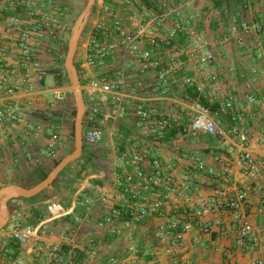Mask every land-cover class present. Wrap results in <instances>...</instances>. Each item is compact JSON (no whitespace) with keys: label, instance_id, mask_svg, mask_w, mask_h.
<instances>
[{"label":"built area","instance_id":"obj_1","mask_svg":"<svg viewBox=\"0 0 264 264\" xmlns=\"http://www.w3.org/2000/svg\"><path fill=\"white\" fill-rule=\"evenodd\" d=\"M101 8L97 10V18L88 30V39L85 43V54L83 58L84 68L86 69L87 81L82 86V93L86 96L87 104L95 111V104H102L103 117L100 128L87 130L84 137L86 143L93 145L104 140L103 126L110 118L122 116L125 113L121 106L122 92L127 87L133 85L124 78L115 80L103 76L97 78L89 71V67L99 66L106 63L105 57L111 56L113 50L125 51L128 56L134 59L139 73H154L160 82L166 81L169 77L170 66L163 61L162 52L169 49L170 41L178 36V32L184 29L186 34L193 35V31L185 28L186 22L182 14L184 0H177L178 7L172 9L170 0H100ZM33 0H0V14L5 9L15 11L17 7L30 8ZM103 15L101 16V14ZM173 13L175 24L169 26V16ZM28 14H32L28 12ZM188 22V21H187ZM231 22H237V17L232 15ZM6 23L15 29H20L24 23L15 13L6 16ZM253 31L260 34L264 31V21L252 24ZM186 29V30H185ZM242 34L249 32L248 22H240ZM28 35L23 32L21 40H26ZM145 40V41H143ZM22 55H28L29 48L25 42L20 41ZM254 53L261 57L264 56L262 48H257ZM28 57V56H27ZM214 59L210 50L206 51L199 59L200 65H207ZM5 57L0 52V161L3 138L8 134L15 123L20 122L26 116L28 109L27 100L20 101L14 95L21 90H32L42 83L46 75L44 69L40 68L37 61L31 63L35 74L26 73L21 76L12 77L7 75ZM255 71V70H253ZM206 81L210 83L212 89L210 94H204L210 103L217 101L218 109L211 111L208 107L201 105L198 101L191 102L192 115L190 120L182 126V132L192 139L199 133H206L216 138L222 144H226L231 137H236L244 147L240 148L238 154V166L242 169L243 175L257 179L258 171L255 167L252 151L248 147L250 141L248 130L244 126L245 114L239 109L240 97L232 96L227 99L221 98V86L215 74H208ZM192 85L190 80H187ZM198 92L202 88L197 85ZM66 89L54 87L50 90L54 99H61L65 95ZM107 95H111L108 102ZM247 104L258 105L259 109L264 110V93L261 91L249 90L244 96ZM227 114L229 126L225 130L218 122L219 115ZM133 116L143 126V134L148 136L152 142L161 141L166 134L175 127L178 119L166 115H156L141 106L133 108ZM57 135L50 134L46 140L47 154L54 156ZM258 143L264 147V135L258 139ZM149 148H143L139 141L114 156L115 166L125 168L122 173L115 175L114 180V199L107 198V193L100 194L103 202L110 203L107 208H102V214L95 227L97 230H107L109 233L121 238L124 235L125 249H119L115 254L109 255V264H179V252L185 245L184 235L197 229L198 234L210 233L213 224L209 220H204L197 216L196 208L201 207L204 212H217L225 210L229 212L231 222L236 226L235 243L243 252H264V241L260 240L253 224L249 222L242 210L246 206V192L243 189L219 188L215 195H210L204 199L189 205L187 210L165 212V199L161 198L158 188L162 180L172 184L173 195L176 199L188 201L187 191L193 187L192 178L189 173H182L180 181L175 182L168 175L166 167L161 160L152 158L150 162L145 160L143 153H147ZM189 162L199 171H206L214 174L212 168H207L205 160L199 152L183 154L179 160ZM219 159V158H218ZM112 162V163H113ZM262 196L260 199L259 211H264V188H261ZM97 200V201H98ZM84 201L89 202L85 199ZM74 200L70 211L75 205ZM84 205L82 201L80 203ZM178 209V207L176 208ZM164 210V211H163ZM90 208L86 207L85 215H88ZM163 217L164 220L156 225L152 234L156 248L138 250L136 243L131 239L132 235L138 231L145 230L144 224L148 219ZM76 221H81L80 217L74 215ZM218 223V222H217ZM40 222L36 225H22L21 220L16 218L12 228L0 240V264H22L24 261L21 256L12 257L8 254L6 246L10 238L17 239L20 245V253L23 250L27 255L33 254L36 257H44L50 264H73L71 261L74 248H78L86 255L90 250L85 246L74 243L71 234L59 233L43 235L44 228ZM73 229V228H72ZM150 231V230H149ZM148 231V232H149ZM223 235L225 231L221 232ZM90 234L89 230L85 232ZM9 237V238H7ZM130 237V239H129ZM94 238H87L84 244H94ZM63 245L69 247L68 252L63 251ZM151 255L147 259L145 256ZM5 258L7 260L5 261ZM37 260V258H35ZM251 264H264V259L258 255L253 258Z\"/></svg>","mask_w":264,"mask_h":264},{"label":"rangeland","instance_id":"obj_2","mask_svg":"<svg viewBox=\"0 0 264 264\" xmlns=\"http://www.w3.org/2000/svg\"><path fill=\"white\" fill-rule=\"evenodd\" d=\"M169 2L172 9L178 7L176 4L177 0H170ZM85 3L86 0H33V4L30 8L20 7L22 8L21 15H24V18L20 16V19L26 20L20 25V29H15L10 26L19 32L18 39L15 41L17 47L13 45L19 51L18 53L13 52L11 55L9 53L6 54L9 60L13 61V63H9V66H12L11 64H19L21 61L25 62L27 65L37 61L40 64V68L45 70L46 76H51V79H47L45 87H61L66 89V91L61 99H54L49 92L43 94L46 98V100L44 99V104H33V108H31L30 112L26 114V117L23 118L22 126L19 129L13 128L12 132L3 138V145L4 142L8 140L9 145L8 143L7 145L9 148L3 149L2 147L1 149L0 187L10 183L25 187L34 185V181L38 179L40 171L48 173L53 167L54 161H59L63 156L73 150L74 135L72 132L74 115L71 114V111L73 109L75 110L73 93L70 84L55 86V78L50 72L56 70L57 67L63 68L71 27ZM220 3V7H216L213 0H184V4L181 8L183 18L186 21L184 25L185 28H189L194 33L193 35L186 34L184 29L178 32V36L170 41V50L168 52L170 55L166 61L170 66V79L185 75L182 79V82L185 84L184 86L189 85L187 80H190L192 85H199L202 91L206 89L205 92H207V94H210L212 89L210 83L206 81V77L208 74H217L211 71L214 67L212 66L213 63L216 62L215 66L217 65L218 69L221 67L225 68L223 65L227 62L232 64L233 67L236 65V60H233V63L229 60L231 48L236 49L241 54L240 56L244 57V60L242 61L241 59L239 65L242 69L246 84H250L251 80L250 78L249 80L246 78V73L252 71H249V68L255 66L256 63L261 64L264 61V56L259 57L254 53V50L257 48H262L264 51V31L257 34L252 29V24L264 21V0H220ZM101 7V1L96 0L87 20V25L82 30L79 38L74 55L75 63L83 64L85 54L84 46L88 39V30L95 20L100 18H97V10ZM17 8L15 12H18ZM6 12H9V10L5 9L1 12L0 18H6ZM28 12L32 14H28ZM15 15L19 14L15 13ZM102 15L103 13L101 16ZM232 15L237 17V22L234 24L231 22ZM169 19L170 21L168 24L172 27V25L175 24L173 13H171ZM242 20L248 22L250 33L242 34L240 31V22ZM23 32H26L28 35L26 40H21ZM38 33L39 35H37ZM255 36L258 39L253 38ZM248 37L251 38H249V40L254 45L251 51L246 48ZM20 41L27 44L29 48L28 55H22ZM5 49V43H3L0 38L1 54L4 55ZM208 50L212 52L214 59L207 65H200V57ZM110 54L120 55V64L124 65V71L111 70L110 67H104L105 64L94 67L90 66L88 68L89 71L95 76H106L113 80L123 77H125L124 79H130L133 66H135V71L138 72L136 62L133 58L128 56L125 51L113 50ZM9 66H4V69L11 70L12 68ZM106 70L110 73L107 74ZM198 70L202 71L201 80L203 84L197 82V79L194 77L196 76L198 78L199 75H196L200 73ZM85 71L86 69L84 68V73H82L83 78H87ZM179 71H182L183 74L179 75ZM13 74L19 75L15 72ZM138 74L142 75L143 73L138 72ZM257 74L258 77L264 76H261L260 72ZM237 76V73H234L232 80H237ZM254 76L255 75H253V77ZM139 78L141 79L143 77ZM217 78L224 80L225 76L219 74ZM128 82L132 84L130 81ZM205 83H208L209 86H207L208 84L205 85ZM242 85L244 86V84ZM245 87L247 88V86ZM127 89L129 92H133L134 90L132 87H127ZM226 91L227 88L221 87L220 96L222 99L226 94L232 95L234 92L231 90L229 93H226ZM82 95L85 102H87L86 96H84L83 93ZM227 98L229 97L226 96L224 99ZM122 107L125 113L122 116L110 118L106 125L103 126L104 140L98 144L91 145L94 154H101L97 156L99 157L98 159L94 160L97 169L96 173L86 164L83 178L80 180L76 178L75 175L81 161L74 162L68 166L63 175L58 177L54 188L52 186L51 189L45 190L31 200L22 198L10 200L8 202L9 219L0 231V240L5 238L4 236L8 234L16 218L21 220L22 225H29L28 222L33 220L35 212L38 211L43 217V219L37 223L43 222L42 225L44 228L40 229L43 231V235L41 236L64 232L67 233V235H72L71 237L74 238L75 244L85 246V249L90 250V254L82 260L81 264H107L101 260V256L110 254V252L106 250L107 247L105 244H109L113 247L118 246L120 248L121 244L125 245L123 234L121 238H117L107 230L100 231L95 227V224L103 213L101 211L102 208L105 209L110 205V203H108L109 199L107 202L98 200L100 194L107 193V198L111 200L114 199L113 186L115 175L128 169L127 167L122 168L115 166V160L113 162V158L121 152L118 147L122 146L123 150L129 149L136 141H139L143 148H149L147 153H143L145 160L148 162H150L152 158L161 160L163 156L158 154L156 150L150 149L149 144L152 141L148 136L142 134V127H139L140 131H138V128L135 126L136 117L131 113L133 108L126 109V106ZM225 121L226 120L222 118V114L219 115L218 122L221 126L225 125ZM120 124L123 126L122 129L119 128ZM123 130H127V132L125 133ZM139 133L141 135H139ZM50 134L57 135V141L54 144V156L47 154L48 145L46 144V140ZM187 136L184 137L183 135L182 139H186V143L190 146L192 145L190 148H187L189 150L193 148V143L187 139ZM188 153L189 152L186 154ZM105 155L107 156L104 157ZM176 155H179V153ZM92 179H98L102 184V188L99 189L100 187L93 185L91 182ZM71 188H75L76 190L71 192ZM77 196H82L84 202L82 206H88L90 211L88 215H85L86 209L82 213L79 212L75 214V216L81 218L79 222L72 217L68 221H65L63 216L68 214L74 200L78 198ZM85 199L89 200V202L84 201ZM69 203L70 207L66 209L65 207ZM104 205L107 206L103 207ZM87 230L90 232L89 235H85ZM152 234V231L145 232V230H143L132 235L131 239H133L136 244H139V246L141 245L140 247L143 245V250L152 249V252H154L157 246L151 242L153 241ZM87 238H94L95 244L88 246L84 244ZM143 242H145V244H143ZM118 247L117 250L119 249ZM116 251H113V253ZM18 256L22 257L24 261L22 264H50L44 257L40 255L36 257L33 254L27 255L23 250L21 253L19 251ZM0 257H2L1 254ZM35 258H37V260ZM6 260L7 258H5V261Z\"/></svg>","mask_w":264,"mask_h":264},{"label":"crops","instance_id":"obj_3","mask_svg":"<svg viewBox=\"0 0 264 264\" xmlns=\"http://www.w3.org/2000/svg\"><path fill=\"white\" fill-rule=\"evenodd\" d=\"M17 9L18 12L9 11L5 14L9 16L11 13H18L19 15L17 16H22V8L19 7ZM22 17L24 18V15ZM18 34L19 32L6 24L5 17L0 18V38L2 39V42L5 43L6 47V51L4 52L5 66H9V63L11 62L13 63L12 60H9V57L6 56V54L9 53L11 55L13 52L18 53L19 51L14 47H17L15 41L18 39ZM37 35H39V33ZM249 38L250 37L247 39L248 41L246 40V48L247 50L251 51L254 45L252 42H250ZM253 38L258 39L256 36ZM169 50L170 49H167L161 54L164 62L167 61V58L170 55L168 53ZM230 55L231 56L229 60L231 62L233 60L237 61L234 67L232 64H229V62L226 63L225 61L226 64L223 65L225 68L221 67L218 69L217 65L215 66L216 62H214L212 65L214 67L211 71L217 73L218 75L220 74L225 76L224 80L219 78L217 79L222 88H227L226 93H229L231 90L234 91L232 95L226 94L227 97H240L241 104L239 105V109L245 114L244 126L248 130L250 138L248 147L252 151L255 162L254 164L258 171L257 179L244 176L242 169L238 166L237 159L239 150L244 146L240 144L236 137H231L226 144H222L212 136H210L209 141L203 139L202 136L208 135L206 133L201 132L195 139H192L191 137L187 136V134L182 132V126H184L190 120L191 115L193 114L190 107L191 102L194 101L183 98L185 96V84L182 82V79L185 77V75L171 79L168 77L166 81L160 82L156 79L154 73L151 72L139 75L138 72L135 71V66H133V71L130 73L132 74L131 78L126 80L130 81L132 83L131 85H133L135 82H139V85H134V87H132L134 89L133 92H129L128 89L125 88L121 93L123 96L120 104L124 107L126 106V109L134 108L135 106H143V109L149 110L153 114H163L171 118L178 119V123L174 127L176 129L174 137L169 140L158 141L157 143L150 142L149 144L151 150H156L158 154L163 156L161 157V162L164 167L168 166V168L166 167L167 173L170 175V177L172 176L175 182L180 181L179 177L183 171V173H189L191 176H193V187L187 191V202L176 199L172 191L173 185L162 180V184L158 188V193L161 198L165 199V212L187 210L189 205H192L207 196L215 195V191L219 188L243 189L246 192V206L242 210V213L245 215L246 219L253 224L260 240L264 241V211H259L260 199L262 196L261 188H264V147L258 143V139L264 135V110L259 109L258 105L247 104L244 97L249 90H259L264 93V61L261 64L256 63L255 66H251V68H249V71H255L246 73V78H248V80L249 78L251 79L250 84H246L242 69L239 65L241 59L242 61L244 60V57L240 56L241 54L234 48H231ZM11 65L12 66H9L12 68L11 70H5L9 76L16 77L26 73L31 75L35 74L31 64L27 65L25 62L21 61L19 64ZM81 65L83 66V64ZM104 67H110L111 70L115 71H124L125 69L124 65L120 64L119 54H112L110 60L105 63ZM106 71L107 74L110 73L108 70ZM14 72L19 75H14ZM199 72V74H196L199 75L198 78L196 76L194 77L197 79H195L197 82L202 83V71ZM233 72L237 73L238 75L237 80L235 81L232 80V76L234 75ZM259 72L263 77H258L257 73ZM180 74H183V72L179 71V75ZM253 75L255 76L253 77ZM50 77L51 76L47 77L45 75L42 83L36 86L34 89L21 90L14 95V98L20 101L27 100L28 109L26 110V113L30 112V109L33 108V104H44V99L46 100V98L43 94L46 92L51 93L50 90L54 88L45 87L47 79ZM139 77H143L141 78L142 80ZM207 84L205 83V85ZM242 84H244V86ZM207 86H209V84ZM245 86H247V88ZM205 91L203 89V91L199 93L207 94ZM226 96L223 97V99L226 98ZM107 99L109 102L111 100V95H107ZM131 113L133 115V110ZM222 118L226 120L225 125H222V127L227 130L229 121L223 117V114ZM23 120L15 123V125L11 127L8 134L12 132L13 128L19 129L23 124ZM121 125L122 124L119 126L120 129L123 128ZM135 126L138 128V131H140L141 127L143 128L137 119L135 121ZM123 131L125 133L127 132V130ZM139 135L141 134L139 133ZM183 135L184 137L187 136V139L193 143V148L189 150L187 149L192 145L190 146L188 143H186V139H182ZM7 143L9 145L8 140L4 142V145L2 146L3 149L9 148ZM194 151H197L201 154L202 158L205 160L207 168H212L214 170V174H209L206 171H199L194 166L189 165V162L183 159L179 160V156L186 154L187 152L190 154ZM177 153H179V155H176ZM177 207L178 209H176ZM196 213L198 217L204 220H209L213 224V227L208 234H198L195 227L194 231L187 232L184 235L185 245L178 254L180 260L179 264H251L253 258L258 255L264 259V252H259V254L255 252H243L238 247H236V235L234 232L236 226L230 221L231 218L228 211L220 210L217 212H204L201 207L197 206ZM162 220H164L163 217H154L148 219L144 223L147 226V228H144L145 232H148L149 230L154 232L156 225L160 224ZM222 231H225L226 234L223 235L221 233ZM151 242L155 244L154 241ZM105 245L107 247L106 250L110 252V254L113 253V251H116L118 247H113L109 244ZM120 246L124 247V244H121ZM101 257V260L104 262L106 256L104 255ZM145 257L147 259L152 258L151 255H146Z\"/></svg>","mask_w":264,"mask_h":264},{"label":"trees","instance_id":"obj_4","mask_svg":"<svg viewBox=\"0 0 264 264\" xmlns=\"http://www.w3.org/2000/svg\"><path fill=\"white\" fill-rule=\"evenodd\" d=\"M214 1V5L216 7H220V0H213ZM105 60L108 61L110 60V56H107L105 57ZM60 63V61H59ZM74 65H75V68L77 70V73H78V77H79V82H80V85L83 86L86 81H87V78H83L82 76V73H84V68L83 66L80 64V63H75L74 62ZM50 74H52L55 78V86H63V85H67L69 84V81L67 79V76H66V73L63 71V68L62 67H57L56 70H54L53 72L51 71ZM97 78H101L102 76H96ZM184 97L185 99H191V100H196L198 101L201 105L205 106V107H208L211 111H215L216 109H218L219 107V103L217 101H214L212 103H210L207 99V97L203 94V93H199L198 90L196 89V86L194 85H186L184 87ZM84 99V97H83ZM84 103H85V112H84V115H83V122H82V135L84 136L86 131L87 130H90L92 128H100L102 127L101 125V119L103 117V108H102V104L100 103H96L94 106H95V111H92L91 110V107H88L87 106V102H85V99H84ZM71 114L72 115H75V110L73 109L71 111ZM223 117H225L226 119H228V115L227 114H223ZM175 132H176V129L175 128H172L167 134L166 136L162 139L163 140H169L171 139L172 137H174L175 135ZM73 133V132H72ZM203 139L209 141L210 140V135H204L202 136ZM119 150H123V147H118ZM101 154H94V152L92 151V147L90 144L86 143L85 140H84V137H83V145H82V152H81V155L78 159H76L74 162H79L81 161V164L79 166V169L78 171L76 172V178L78 179H82L83 178V173L85 172V165L88 164L92 171L94 173H96V165H95V162L94 160L95 159H98L99 156ZM107 155H105L104 157H106ZM83 158V159H82ZM58 162V160L54 161L53 163V166L56 165V163ZM72 162V163H74ZM72 163L68 164L66 167L63 168V170L58 174V176L56 177V179L54 180L53 182V188L55 187V183H56V180L58 179V177H60L61 175H63V173L65 172V170L68 168L69 165H71ZM47 172H44V171H40L39 172V177L37 180H35L34 182L37 183L38 181L42 180L43 178H45ZM91 182L93 183V185H95L96 187H100L99 189H101V182L98 180V179H92ZM71 192H74L76 189L75 188H71L70 189ZM45 190H43L42 192H44ZM42 192H40L39 194H41ZM39 194H37L36 196L34 197H37ZM34 197H31V198H26V200H31L33 199ZM78 198L76 199V202H75V205L74 207L72 208V211L71 213L69 214H66L64 215L63 219L65 221H68L71 217L73 218V216L79 212H84L85 209H86V206H82L80 203L83 201V198L82 196H77ZM22 199H25V198H22ZM70 207V203L67 204V206L65 207L66 209ZM43 217L41 214L38 213V211L35 212V215H34V218L33 220H31L29 223V225H36L40 220H42ZM140 232V231H138ZM113 235V234H112ZM143 244H145V242H143ZM141 246V245H140ZM139 244H136V247L138 250H143L144 246L142 245V247H140ZM122 247V246H121ZM6 249L8 250V254L12 257H15L16 255L19 254V251H20V245L17 241L16 238L12 237L9 239L8 241V244L6 246ZM63 251L65 252H68L69 250V247L66 246V245H63ZM122 250L125 249V247H122L121 248ZM116 252H114L113 254H115ZM111 255V254H109ZM109 255H105V260L104 262L109 264L108 263V258H109ZM87 255L81 251L80 249L78 248H74L73 249V253H72V258H71V261L73 264H81L82 263V260L86 257Z\"/></svg>","mask_w":264,"mask_h":264},{"label":"water","instance_id":"obj_5","mask_svg":"<svg viewBox=\"0 0 264 264\" xmlns=\"http://www.w3.org/2000/svg\"><path fill=\"white\" fill-rule=\"evenodd\" d=\"M95 0H86L83 9L75 19L67 42V50L64 56L63 68L66 73L70 88L73 93L75 104V115L73 122L74 144L73 150L63 156L46 174L45 178L38 181L30 187L10 183L0 187V231L6 225L9 219L8 202L15 198H31L42 192L51 189L53 182L58 174L68 164L78 159L82 152L83 135L82 122L85 112V103L82 95V87L79 82L77 70L74 65V55L77 49L78 41L91 13V8Z\"/></svg>","mask_w":264,"mask_h":264},{"label":"flooded vegetation","instance_id":"obj_6","mask_svg":"<svg viewBox=\"0 0 264 264\" xmlns=\"http://www.w3.org/2000/svg\"><path fill=\"white\" fill-rule=\"evenodd\" d=\"M95 2H96V0H95ZM94 4H95V3H94ZM91 9H93V6H92V8H91ZM86 25H87V23H86ZM86 25H85V26H86Z\"/></svg>","mask_w":264,"mask_h":264}]
</instances>
